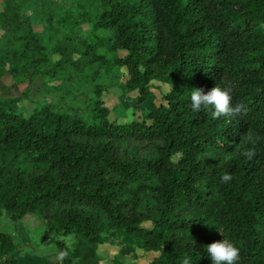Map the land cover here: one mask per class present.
Returning a JSON list of instances; mask_svg holds the SVG:
<instances>
[{"label": "trees", "instance_id": "trees-1", "mask_svg": "<svg viewBox=\"0 0 264 264\" xmlns=\"http://www.w3.org/2000/svg\"><path fill=\"white\" fill-rule=\"evenodd\" d=\"M48 2L2 0L0 82L30 86L68 67L101 77L110 63L127 69L122 88L140 104L168 90L141 118L115 122L102 84L83 111L45 104L25 117L20 96L0 98V219L17 227L40 214L61 264L102 259L113 232L154 254L148 264H211L202 246L224 236L241 248L239 264H264V0H91L85 19L110 33L95 42L46 41L32 13ZM106 47L125 54L109 62ZM217 84L239 110L194 113L191 89ZM71 236L73 248L61 239ZM22 247L0 232L4 264H19Z\"/></svg>", "mask_w": 264, "mask_h": 264}, {"label": "rangeland", "instance_id": "rangeland-1", "mask_svg": "<svg viewBox=\"0 0 264 264\" xmlns=\"http://www.w3.org/2000/svg\"><path fill=\"white\" fill-rule=\"evenodd\" d=\"M48 4L40 3L33 17L35 30L42 33L44 39L54 37V42L62 41L67 35L82 36L90 38L93 42L97 40L95 33L100 37L110 35L109 32L93 29V20L85 19L89 14L88 6L91 0H47ZM53 16L50 24L48 18ZM264 29V25H263ZM98 41V40H97ZM104 44L103 41H101ZM98 52L106 54L109 62H114L118 56H123L124 52L114 54L109 52L108 47L99 48ZM81 55H75L77 61ZM60 57L54 56L53 60L58 61ZM105 63L101 77L94 76L92 69L77 71L73 67H68L59 71L54 76L44 77L39 75L32 85L27 81L16 84L12 77L7 76L0 82V98L20 96L18 103L19 110L25 117H30L37 107L45 104H52L58 109L74 107L85 110L95 96L94 90L97 84H102V94L104 104L111 109L110 120L115 122L120 118L139 119L144 113L157 108L162 100V92L168 90L167 86H162L161 90L155 89L150 100L145 104L138 103L133 98H128L122 88L123 82L127 79L126 68H115ZM132 97L137 94H130ZM85 113V112H82ZM106 229V226H103ZM0 232L15 234L23 242V258L21 264H61L60 258L56 254V237L47 236L45 225L40 214H28L20 224L15 226L7 216L0 219ZM106 244L100 248L102 259L93 261L91 264H116V258L123 264H148L155 257L154 254L144 255L143 250L137 249L129 243L126 233H105ZM71 248L75 246L77 238L61 237ZM124 244H130L133 251L120 253V248ZM21 252V251H20ZM0 264H4L0 259Z\"/></svg>", "mask_w": 264, "mask_h": 264}, {"label": "clouds", "instance_id": "clouds-1", "mask_svg": "<svg viewBox=\"0 0 264 264\" xmlns=\"http://www.w3.org/2000/svg\"><path fill=\"white\" fill-rule=\"evenodd\" d=\"M189 99L191 110L194 113L202 110L211 111L214 118L228 116L239 110L238 106L233 105L231 91L219 84L208 91L203 88H192ZM231 178L229 173H223L219 177L221 183H226ZM202 247L211 264H239L241 260V248L225 236L222 240L213 241ZM185 264L188 262L185 261Z\"/></svg>", "mask_w": 264, "mask_h": 264}, {"label": "crops", "instance_id": "crops-1", "mask_svg": "<svg viewBox=\"0 0 264 264\" xmlns=\"http://www.w3.org/2000/svg\"><path fill=\"white\" fill-rule=\"evenodd\" d=\"M0 5H2V0H0ZM72 237V236H71ZM75 237V236H74ZM67 238V237H66ZM23 254H25L24 253V250H23V248L21 249V252H20V255H23ZM20 255L18 254L16 257L18 258V262H19V264H21V261H22V259L23 258H20Z\"/></svg>", "mask_w": 264, "mask_h": 264}]
</instances>
